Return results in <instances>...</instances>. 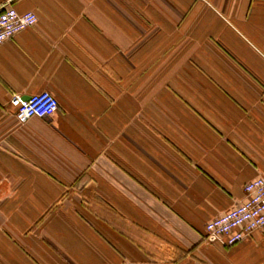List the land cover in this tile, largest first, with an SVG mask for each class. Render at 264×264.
Here are the masks:
<instances>
[{
  "label": "crops",
  "instance_id": "obj_1",
  "mask_svg": "<svg viewBox=\"0 0 264 264\" xmlns=\"http://www.w3.org/2000/svg\"><path fill=\"white\" fill-rule=\"evenodd\" d=\"M6 7L37 22L0 44V264H264L204 231L264 173V0Z\"/></svg>",
  "mask_w": 264,
  "mask_h": 264
},
{
  "label": "built area",
  "instance_id": "obj_2",
  "mask_svg": "<svg viewBox=\"0 0 264 264\" xmlns=\"http://www.w3.org/2000/svg\"><path fill=\"white\" fill-rule=\"evenodd\" d=\"M37 15L32 11L19 13L12 7L0 11V44L17 32L35 25ZM9 103L16 107L17 118L25 121L31 117H45L57 109V100L49 91H41L28 99L13 94ZM244 197L231 209L204 224L207 237L231 246L248 237L253 231H264V173L243 186Z\"/></svg>",
  "mask_w": 264,
  "mask_h": 264
}]
</instances>
